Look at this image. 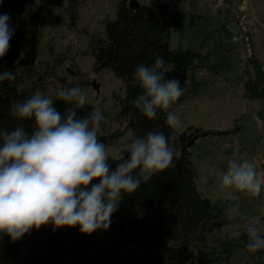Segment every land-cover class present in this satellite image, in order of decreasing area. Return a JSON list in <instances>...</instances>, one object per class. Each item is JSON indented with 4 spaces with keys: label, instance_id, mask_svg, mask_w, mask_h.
<instances>
[{
    "label": "rangeland",
    "instance_id": "rangeland-1",
    "mask_svg": "<svg viewBox=\"0 0 264 264\" xmlns=\"http://www.w3.org/2000/svg\"><path fill=\"white\" fill-rule=\"evenodd\" d=\"M167 1L171 11L181 17L172 28V47L190 61L183 95L173 105L181 120L178 129L226 132L200 137L192 146L191 168L196 183L224 220L208 234L205 243H198V249L206 254L202 262L264 264V249L250 253L246 248L247 218H260L264 235V190L253 198L221 185L230 159H248L264 174V97H244V82L249 74L255 76L252 63H248L252 53L264 69V0ZM117 2L62 0L61 6L52 7L50 13L38 12V16L39 0L25 3L28 23L35 31L34 44L24 52L37 73L31 85L46 96L60 88L83 89L87 103L105 116L101 130H122L108 146L112 156L120 155L132 142L120 112L121 100L132 92V86L109 69L95 71L90 49L93 37L104 33L105 20L115 15ZM228 206L238 207L244 218L227 216ZM99 233L96 246L79 256L62 254L61 262L90 264L106 252L116 233L109 228Z\"/></svg>",
    "mask_w": 264,
    "mask_h": 264
},
{
    "label": "trees",
    "instance_id": "trees-1",
    "mask_svg": "<svg viewBox=\"0 0 264 264\" xmlns=\"http://www.w3.org/2000/svg\"><path fill=\"white\" fill-rule=\"evenodd\" d=\"M39 2L35 16L38 12L50 13L52 7L62 5V0ZM139 2L137 7L131 8L130 0H118L115 15L105 20L104 33L93 37L90 51L94 70L109 69L132 86V92L127 93L120 103L131 141L134 135L162 131L166 136L178 137L176 144L183 146L182 155L174 160L173 166L155 174L135 193L121 194L122 200L109 227L116 237L110 241L108 250L93 258L90 264H122L126 261L132 264H204L206 254L197 246L205 243L208 234L220 227L224 220L196 183L191 168L192 146L200 137L219 135L224 131L169 128L165 123L166 113L158 110L157 117L149 120L134 105L133 101L142 94L134 75L138 65L151 66L156 54H161L166 60L165 69L181 82L184 89L190 62L189 56L172 47V28L180 23L181 17L171 11L168 1ZM25 3L26 0H0V15L8 14L9 24L14 28L10 48L0 58V72H16L15 80L0 83V129L12 130L23 125L31 132L33 121L17 120L9 111L13 102L27 100L37 93L36 87L30 83L37 73L24 53L35 42V31L28 23ZM248 63H252L255 76L249 74L244 82V97H264L263 66L253 53ZM48 96L55 100L54 93ZM55 106L61 113L75 107L62 101H56ZM93 108L96 107L87 103L78 110V115H86ZM120 134V129L113 133L101 130L99 137L109 146ZM128 153L129 148L113 156L127 158ZM108 162L111 170H115L119 161L109 159ZM99 237V230L84 235L79 226L54 230L51 224L32 229L17 241L0 234V264H63L62 254L79 256L96 246ZM128 245L131 247L124 249Z\"/></svg>",
    "mask_w": 264,
    "mask_h": 264
},
{
    "label": "clouds",
    "instance_id": "clouds-1",
    "mask_svg": "<svg viewBox=\"0 0 264 264\" xmlns=\"http://www.w3.org/2000/svg\"><path fill=\"white\" fill-rule=\"evenodd\" d=\"M9 20L8 14L0 15V58L7 54L14 34ZM165 64L164 57L157 53L153 65L135 68L142 94L133 103L149 120L157 117L158 110L166 113V125L178 129L181 120L173 105L183 89L178 79L166 77ZM15 79L16 72H0V83ZM54 96L55 100L37 92L10 105V114L17 120L33 121L31 132L23 125L0 129V234L12 241L49 224L54 230L79 226L84 235L106 231L118 210L121 194L135 193L182 155L183 146L176 144L178 137L148 131L134 135L127 158L117 159L99 137L105 120L103 112L93 108L86 115H78L87 104L83 89L60 88ZM56 101L75 107L61 113ZM109 159L119 161L115 170H111ZM221 185L256 198L264 190V174L248 159H230ZM225 214L244 218L238 207L228 206ZM260 223L258 217L247 218L246 248L250 253L264 249Z\"/></svg>",
    "mask_w": 264,
    "mask_h": 264
},
{
    "label": "water",
    "instance_id": "water-1",
    "mask_svg": "<svg viewBox=\"0 0 264 264\" xmlns=\"http://www.w3.org/2000/svg\"><path fill=\"white\" fill-rule=\"evenodd\" d=\"M139 4H140V2L137 1V0H130V3H129V5H130L131 8H135V7H137ZM165 75H166V77H168V78H172V77H171V74H170L169 72H167Z\"/></svg>",
    "mask_w": 264,
    "mask_h": 264
},
{
    "label": "crops",
    "instance_id": "crops-1",
    "mask_svg": "<svg viewBox=\"0 0 264 264\" xmlns=\"http://www.w3.org/2000/svg\"><path fill=\"white\" fill-rule=\"evenodd\" d=\"M246 98H247V97H246ZM220 130H222V129H220ZM224 133L226 134V132H225V131H224L222 134H224Z\"/></svg>",
    "mask_w": 264,
    "mask_h": 264
}]
</instances>
